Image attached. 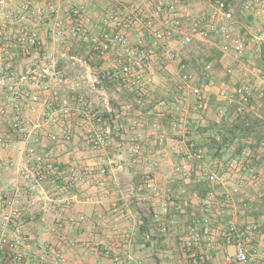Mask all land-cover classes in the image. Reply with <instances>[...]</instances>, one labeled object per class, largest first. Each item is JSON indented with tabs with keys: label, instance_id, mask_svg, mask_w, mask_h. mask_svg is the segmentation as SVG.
Masks as SVG:
<instances>
[{
	"label": "built area",
	"instance_id": "1",
	"mask_svg": "<svg viewBox=\"0 0 264 264\" xmlns=\"http://www.w3.org/2000/svg\"><path fill=\"white\" fill-rule=\"evenodd\" d=\"M60 1L24 0L14 9L8 0H0V49L22 51L44 46L35 31L20 23L26 17L40 20L46 26L44 38L49 44V51L25 72L18 71V57L0 59V79L9 82L0 105L1 124L6 129L0 133V175L11 169L20 179V183L14 182L12 193L9 187L0 185V264H69L65 250L41 244L27 228L35 219L32 208L51 212L52 200L42 186L58 168L42 147L43 139L37 135L48 137L52 143L62 138V142L70 140L67 124L73 105L69 98L59 96L58 90L49 89V85L53 82L59 89L67 83L60 65L78 62L86 66L81 58L65 53L56 56L53 52L54 48H67L76 38H87L88 33L82 23L63 18ZM197 1L98 0V30L90 37V44L104 67L96 76H86L96 96V110L90 112L81 94L76 100L82 116L91 120L93 127L98 130L106 126L103 133L94 134V145H101L113 123L108 88L119 83L141 97L154 84L153 68L167 72L173 83V99L159 105L168 111L171 140L182 160L173 166L171 175L183 186L198 181L206 183L204 207H234L235 199L243 201L249 197L246 184L264 192V166H258L259 159L264 157V143L236 152L225 145L217 151L218 160L213 162L207 158L198 136L204 127L199 113L207 111L205 93L213 63L206 62L199 69L191 70L185 55L193 45L213 39L225 60V76L241 77L256 72L264 82V72L257 70L255 59L246 58L247 46L236 30L231 0H204L206 9L195 15L192 8ZM241 8L245 12H254L257 8L264 12V0H242ZM15 27L16 33H12ZM263 43L264 32L254 31L251 45L256 55L260 54ZM26 80H29V90L22 88L21 82ZM254 94V88L240 80L224 96V104L215 111L216 119L234 120L241 113L253 111ZM258 94L263 96L262 91ZM193 112L195 115L191 116ZM51 128L59 131L54 134L45 131ZM152 128L157 130L159 126L154 122ZM158 138L163 141L162 135ZM210 138L222 144L220 136L212 134ZM135 149L138 153L139 146ZM12 151H17L18 160ZM67 173L79 179L87 176L86 172L74 168H68ZM146 187L151 200L159 202V189L152 183ZM64 191L65 188L60 189L61 193ZM160 202L161 208L166 209L164 201ZM202 222L206 225L209 220L204 216ZM222 238L234 249V263L246 264L260 254L264 257V215L250 222L229 220L223 227Z\"/></svg>",
	"mask_w": 264,
	"mask_h": 264
},
{
	"label": "rangeland",
	"instance_id": "2",
	"mask_svg": "<svg viewBox=\"0 0 264 264\" xmlns=\"http://www.w3.org/2000/svg\"><path fill=\"white\" fill-rule=\"evenodd\" d=\"M23 1L8 0L7 3L15 9ZM59 6L64 19L82 23L88 33L87 38H76L67 48H54L53 52L56 56L65 53L70 57L81 58L86 66H81L78 62L60 65L67 83L59 89L53 82L49 85V89L58 90V95L69 98L73 105L74 110L67 124L70 140L62 142V138L59 139L61 141L52 143L46 136H37L43 139L41 145L54 162L57 163L58 158H63L70 164L68 168L86 172L87 176L79 179L69 173L59 175L57 168L56 174L46 179L42 187L52 200L50 206L54 204L55 209L53 211L51 207V212L45 213L40 207L32 209L36 218L38 214L48 217L45 219V230L40 227L39 231L52 232L54 239L40 243L49 244L54 249L61 247L66 251L69 264H237L233 262L234 249L228 247L222 238L223 227L229 220L236 223L248 220L250 222L264 215V192L255 191L250 184H246L245 192L249 197L243 201L235 199L234 207H204V195L199 199L191 194L190 188H198L193 191L201 192L202 188H207L206 183L198 181L183 186L172 177L173 166L182 160L175 153L176 146L169 135L170 119H160L163 128L155 130L152 125L156 122V110L162 107L160 102L167 104L161 90L163 86L173 83L169 81V75L157 67L151 72L157 77L154 81L158 89L150 91L149 97H138L119 83L108 88L107 100L113 111L112 125L115 127L111 128L110 134L105 135L104 143L95 146V132L103 133L106 126L98 130L93 127L92 121L82 116L76 99L81 94L90 112L96 110V96L86 76H96L100 68L104 67L99 63L90 44V37L98 30L99 3L98 0H61ZM205 9L206 2L198 0L192 12L200 15ZM20 23L35 31L36 37L44 46L22 51L0 49V59L18 57V71L25 72L26 68L37 64L38 59L49 51V44L47 45L44 38L46 26L40 20L26 17ZM16 30V27L12 29V33H16ZM216 44L215 40L209 39L203 44L193 45L185 55L191 70L199 69L206 62L213 63L205 93L207 111L204 114L199 113L204 127L198 132L206 156L213 162L218 160L217 151L225 145H229L236 152L247 146L255 148L254 140L264 138V82L258 78L256 72L242 74L241 77L225 76V60ZM256 67L264 72V64ZM240 80L250 84L255 91L251 121L255 117L261 120L246 134L238 131L232 133V120L219 122L215 117L216 109L224 104V96L230 94ZM8 83L6 79H0V105H3L5 85ZM21 83L24 90H29V80ZM260 91L263 92L262 97L258 94ZM194 115L193 112L191 116ZM28 116L30 120H34L32 115ZM45 131L54 134L59 129ZM2 132H6V129L0 119V133ZM216 132L226 139L224 146L210 140V136ZM161 135L162 142L158 138ZM136 145L139 146L138 153H135ZM11 154L15 159L17 151H12ZM258 166H264V157L259 159ZM172 179L175 181L172 182ZM148 183L159 189L160 201H164L166 209L161 208L160 201L151 200L146 187ZM61 188H65L63 193L60 192ZM78 188H97L96 193L84 191V198L89 199L85 214H78L70 209V206L76 204L74 200H77V195L81 193ZM94 206L100 207L96 208L98 216L95 220ZM239 211L242 213L239 214ZM149 215V233L142 235L139 232L141 218ZM204 216L209 220L206 225L202 222ZM51 217L55 218L54 221ZM216 234H221L224 247L229 251H223ZM261 256L260 254V257L251 258L246 264H264V257Z\"/></svg>",
	"mask_w": 264,
	"mask_h": 264
},
{
	"label": "crops",
	"instance_id": "3",
	"mask_svg": "<svg viewBox=\"0 0 264 264\" xmlns=\"http://www.w3.org/2000/svg\"><path fill=\"white\" fill-rule=\"evenodd\" d=\"M231 2L233 4L232 8H233V12H234L236 30L242 36V39H243V41L245 42V44L247 46V56H246V58H251V55H252L253 59H255V62H256L257 66L259 64H264V43L260 47V54L259 55L255 54L254 49H253V47L251 45L252 33L254 31L258 30V29L264 32V12H262V10L259 9V8H257L254 12H245L241 8L242 0H231ZM194 6H195V4H194ZM86 22H88L87 18H86ZM162 72H164V71H162ZM164 73L167 76L169 75L167 72H164ZM153 77H154V80H155V78L157 79L156 76L153 75ZM169 81H170V79H169ZM169 86H171V88ZM169 86L168 85H167V87L163 86L164 87L163 89H165V90H163V89L161 90L162 91V95H163L162 97H165V101H167V103H169L173 99V89L174 88H173L172 84L169 85ZM156 87L157 86H155V81H154V84L143 95L144 98L145 97H149L151 95L149 93L150 91H155L156 89H158ZM143 96H141V97H143ZM140 104H141V102H140ZM156 111L158 112V114H154V116H155L154 120L157 122L156 124H158V126L160 128H163V126L161 125L162 122L160 121V119H162L163 117H167V118L170 119V116L168 115V111H166L163 107L158 108V110H156ZM112 124H111V127L112 128L115 127V125L113 126ZM169 127H170V123H169ZM169 135H170V137H172L171 133ZM15 159L18 160V157H16ZM57 161H58L57 162V167H58V170H59L58 172H60L59 175L67 173L68 166L70 164L66 163V161L63 160V158H58ZM14 182L20 183V179H19L18 176H16L13 173V171L11 169L5 170L4 173L2 175H0V185L4 186V187H7V188L9 187L8 189L10 190V193L14 192V190L12 189V186L15 184ZM193 189H198V188H190V192H191V194L193 196H195V197L197 196L199 199L205 194V192L207 190V188H202L201 192H197V190L193 191ZM84 191H85V193L87 191L88 192L95 191V193H96L97 188H89L88 190H87V188H78V192H81V193H79V195H77L78 196L77 200H74L76 202V204H73L72 206H70L71 211L77 212L78 214H80V213H82V214L84 213L85 214V212H87V209H88L87 201L89 199L87 200L86 198H84V196H85L84 195L85 194ZM74 198H75V196H74ZM246 201H249V200H246ZM51 207H52V210L54 211V209H55L54 204H51ZM67 208H68V206H66V208H65L66 211H67ZM96 208H100V207L99 206H94V209H93V211H94L93 212V219L94 220L96 219V216H98V211H97ZM58 210H59V207H58ZM238 213L240 214L242 212L239 211ZM45 219H48V217H46L45 214H43L42 216H41V214H38L37 218H36V215H35V219L33 221H30L27 224V226H28L27 228L29 229L31 235L34 238H36L38 242H43V241L49 242V241H52L54 239V237L52 235V232L50 233V231H48V232L46 231L47 233H42V232L39 231L40 227H42L43 231L45 230L44 228L47 226ZM54 219L52 218V221H54ZM142 222H143V219L141 218V223ZM246 222H249V220L246 221ZM216 239H219L221 241L220 245H221V248H224L223 251H227L228 249L224 247V244L222 242L223 240L221 238V234L220 235L216 234ZM61 244H62V242H61ZM147 245H149V244H147ZM152 248H153V246H152ZM159 264H160V262H159Z\"/></svg>",
	"mask_w": 264,
	"mask_h": 264
},
{
	"label": "trees",
	"instance_id": "4",
	"mask_svg": "<svg viewBox=\"0 0 264 264\" xmlns=\"http://www.w3.org/2000/svg\"><path fill=\"white\" fill-rule=\"evenodd\" d=\"M111 86H114V85H111ZM250 113H252V111L241 113L238 116H236V118L234 120L231 121L232 125H233L232 133H233V131H238V133L246 134V133L251 132V130L254 129V127H256L259 124V122L261 120H259L257 117H255L254 120L251 121V118H253V114H250ZM224 121H226V120H224ZM215 136H220V135L216 132ZM220 137L222 140V146H224L225 145L224 142L226 141V139L222 136H220ZM212 142L214 144H216V142H214L213 140H212ZM254 142H255L256 146H259V144L264 143V138L255 139ZM219 145H221V144H219ZM150 217L151 216L149 215L147 217L142 218L143 222H142L141 226L139 227V232L141 234L148 233V231H149L148 225L150 223ZM157 264H159V263H157Z\"/></svg>",
	"mask_w": 264,
	"mask_h": 264
}]
</instances>
